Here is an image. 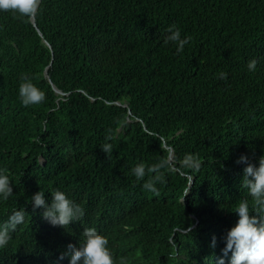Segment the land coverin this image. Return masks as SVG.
<instances>
[{
	"label": "trees",
	"instance_id": "1",
	"mask_svg": "<svg viewBox=\"0 0 264 264\" xmlns=\"http://www.w3.org/2000/svg\"><path fill=\"white\" fill-rule=\"evenodd\" d=\"M173 25L191 38L180 54L164 43ZM25 77L43 103L22 104ZM241 154L264 157V0H42L30 19L0 12V171L13 186L0 227L26 211L0 264H45L51 241L74 237L33 211L30 197L42 190L50 203L55 189L78 192L117 264H217L211 239L237 224L241 201L254 206ZM138 164L164 166L137 180ZM157 174V192L145 190Z\"/></svg>",
	"mask_w": 264,
	"mask_h": 264
},
{
	"label": "clouds",
	"instance_id": "2",
	"mask_svg": "<svg viewBox=\"0 0 264 264\" xmlns=\"http://www.w3.org/2000/svg\"><path fill=\"white\" fill-rule=\"evenodd\" d=\"M41 3L42 0H0V12H14L20 17L30 19L36 15ZM190 39V37H182L181 30L173 25L168 29L164 43L175 44L177 54H180L183 53ZM257 63L256 59L250 60L247 65L248 70L256 71ZM227 75L226 72H222L219 74V79L226 80ZM24 81L19 87L22 104L27 107L43 103L46 94L27 77ZM100 148L107 155L113 151L110 143L102 144ZM170 156L173 160L172 151ZM236 163L246 165L244 185L254 200V206H250L247 200L241 201L234 211L239 217L237 224L227 232L226 237L224 228L219 235L214 236L211 239L212 247L216 246L218 253L222 255L217 264H264V214H262L264 213V157L260 158L257 166L251 162L247 154H241ZM163 166L154 165L146 169L144 164H138L132 169V174L137 180H144L148 172L158 173ZM163 180L162 175H154L144 183L143 187L147 191L157 192L156 184L163 183ZM52 191L50 203L46 199V192L42 190L30 197L33 211L43 209V212L39 213L40 220L52 229L75 228L77 232L71 239L51 241L48 248L38 254V257L42 258L45 264H54V262L61 264L66 258L69 264H117L109 248L108 238L95 228L89 229L84 206L78 205L74 200V195L78 192L72 194L62 189ZM12 195L13 186L9 175L0 171V201H7ZM253 212L258 215H252ZM25 213V210L14 211L9 216L7 224L0 227V251L9 245L13 238L12 234L25 222ZM79 233H83L84 236L82 244L75 240ZM119 264H127V261L121 258Z\"/></svg>",
	"mask_w": 264,
	"mask_h": 264
},
{
	"label": "water",
	"instance_id": "3",
	"mask_svg": "<svg viewBox=\"0 0 264 264\" xmlns=\"http://www.w3.org/2000/svg\"><path fill=\"white\" fill-rule=\"evenodd\" d=\"M57 93H60L58 90H56ZM170 159L169 160H172V156L169 157Z\"/></svg>",
	"mask_w": 264,
	"mask_h": 264
}]
</instances>
